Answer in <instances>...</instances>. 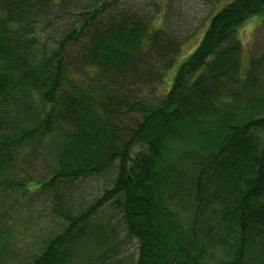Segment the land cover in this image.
Wrapping results in <instances>:
<instances>
[{"label":"trees","instance_id":"obj_1","mask_svg":"<svg viewBox=\"0 0 264 264\" xmlns=\"http://www.w3.org/2000/svg\"><path fill=\"white\" fill-rule=\"evenodd\" d=\"M178 5L0 0V264L16 207L48 196L67 225L27 264H67L107 205L137 264H264V51L244 58L238 35L264 0H212L187 57L202 25ZM113 169L100 197L65 207L64 188Z\"/></svg>","mask_w":264,"mask_h":264},{"label":"rangeland","instance_id":"obj_2","mask_svg":"<svg viewBox=\"0 0 264 264\" xmlns=\"http://www.w3.org/2000/svg\"><path fill=\"white\" fill-rule=\"evenodd\" d=\"M177 1V0H174ZM178 11L187 18L195 21V27L199 24L202 28L194 35L184 47L182 57H187L198 46L207 24V17L212 12L219 11L221 5L213 8L212 0H178ZM251 19L239 31L238 35L243 44V56L246 59L258 55L264 51V17ZM184 58H180L177 68ZM171 83L169 75L164 84L159 87V92L165 94ZM116 177L113 169L107 174H100L89 178H83L72 184V189H63V194L67 198L68 208L84 209L96 198L100 197L104 190L109 188ZM61 186V185H58ZM52 197L39 204H33L25 214L22 206H17L15 213L8 219L7 225H12L18 230L11 238V258L5 264H27L39 254L44 245L57 234H59L67 222L59 217L48 203ZM184 220L186 217L191 219V215L183 212ZM189 215V216H188ZM28 218L29 221L23 222ZM216 224L218 220L213 219ZM23 222L24 225L21 223ZM26 224V225H25ZM90 234L82 238V244L76 249H71L73 257L67 264H137L139 257V241L127 235L125 221L121 219L118 210L110 206H105L89 224ZM226 233L224 229L220 232ZM218 252V251H216ZM216 264L219 261V253L214 255Z\"/></svg>","mask_w":264,"mask_h":264},{"label":"bare ground","instance_id":"obj_3","mask_svg":"<svg viewBox=\"0 0 264 264\" xmlns=\"http://www.w3.org/2000/svg\"><path fill=\"white\" fill-rule=\"evenodd\" d=\"M21 171V170H20ZM224 241V240H223ZM228 249V248H227Z\"/></svg>","mask_w":264,"mask_h":264}]
</instances>
